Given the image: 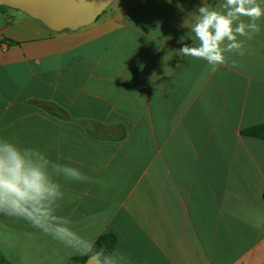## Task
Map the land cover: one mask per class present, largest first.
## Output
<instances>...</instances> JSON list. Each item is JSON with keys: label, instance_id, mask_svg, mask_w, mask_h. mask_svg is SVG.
I'll return each mask as SVG.
<instances>
[{"label": "crops", "instance_id": "crops-1", "mask_svg": "<svg viewBox=\"0 0 264 264\" xmlns=\"http://www.w3.org/2000/svg\"><path fill=\"white\" fill-rule=\"evenodd\" d=\"M205 2L220 11L224 0ZM202 3L113 0L59 30L0 3V143L48 161L63 194L54 214L86 239L113 235L116 264H264V140L241 133L264 122V17L239 38L244 54L212 71L178 53ZM0 253L12 264L81 256L3 214Z\"/></svg>", "mask_w": 264, "mask_h": 264}, {"label": "clouds", "instance_id": "clouds-1", "mask_svg": "<svg viewBox=\"0 0 264 264\" xmlns=\"http://www.w3.org/2000/svg\"><path fill=\"white\" fill-rule=\"evenodd\" d=\"M220 7L222 10L218 11L203 0L192 14L195 19L189 29L194 34V39L190 37L193 46L184 44L178 51L184 57L205 60L212 71L228 64L226 52L244 54V42L239 38L251 39L258 34L260 27L256 22L264 17V7L258 0H224ZM30 154L38 159H30ZM47 163L39 152L22 151L7 141L0 143V214L27 221L75 254L88 257L89 264H116L117 253L97 249L95 239L79 235L69 226L67 217L54 214L56 201L63 194L47 171ZM57 167L76 180L83 178L74 168Z\"/></svg>", "mask_w": 264, "mask_h": 264}, {"label": "water", "instance_id": "water-1", "mask_svg": "<svg viewBox=\"0 0 264 264\" xmlns=\"http://www.w3.org/2000/svg\"><path fill=\"white\" fill-rule=\"evenodd\" d=\"M113 0H0L40 19L53 30L76 29L93 22ZM46 110L58 112L52 105ZM83 264H89L87 259Z\"/></svg>", "mask_w": 264, "mask_h": 264}, {"label": "trees", "instance_id": "trees-1", "mask_svg": "<svg viewBox=\"0 0 264 264\" xmlns=\"http://www.w3.org/2000/svg\"><path fill=\"white\" fill-rule=\"evenodd\" d=\"M241 133L245 136L256 137L264 140V122L243 128ZM115 244V237L111 234L101 235L96 241L95 245L97 249H103L105 253L109 252ZM88 257L77 256L73 258L76 264H83ZM0 264H12L5 256L0 253Z\"/></svg>", "mask_w": 264, "mask_h": 264}, {"label": "rangeland", "instance_id": "rangeland-1", "mask_svg": "<svg viewBox=\"0 0 264 264\" xmlns=\"http://www.w3.org/2000/svg\"><path fill=\"white\" fill-rule=\"evenodd\" d=\"M0 5H2V4H0ZM25 12V11H24ZM14 14H16V13H14Z\"/></svg>", "mask_w": 264, "mask_h": 264}]
</instances>
